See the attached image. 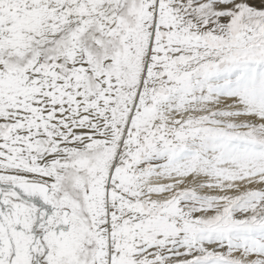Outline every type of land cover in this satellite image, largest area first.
I'll return each instance as SVG.
<instances>
[{
    "label": "snow or ice",
    "instance_id": "1",
    "mask_svg": "<svg viewBox=\"0 0 264 264\" xmlns=\"http://www.w3.org/2000/svg\"><path fill=\"white\" fill-rule=\"evenodd\" d=\"M0 264H264V0H0Z\"/></svg>",
    "mask_w": 264,
    "mask_h": 264
}]
</instances>
